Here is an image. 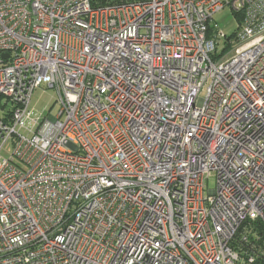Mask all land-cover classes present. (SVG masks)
Masks as SVG:
<instances>
[{"label": "built area", "instance_id": "built-area-1", "mask_svg": "<svg viewBox=\"0 0 264 264\" xmlns=\"http://www.w3.org/2000/svg\"><path fill=\"white\" fill-rule=\"evenodd\" d=\"M0 107V264H264V0H0Z\"/></svg>", "mask_w": 264, "mask_h": 264}, {"label": "rangeland", "instance_id": "rangeland-1", "mask_svg": "<svg viewBox=\"0 0 264 264\" xmlns=\"http://www.w3.org/2000/svg\"><path fill=\"white\" fill-rule=\"evenodd\" d=\"M214 22L218 27L227 35H232L239 29V24L230 7H225L220 12L214 15ZM58 95L54 89L48 88L46 85L37 87L30 101V110L32 111L33 118H47L50 115L56 116L59 112V104L57 101ZM2 109L0 107V116L2 115ZM13 152L12 141L9 140L1 155L5 158H9ZM216 187V176L212 175L206 182V193L208 190H213Z\"/></svg>", "mask_w": 264, "mask_h": 264}, {"label": "trees", "instance_id": "trees-1", "mask_svg": "<svg viewBox=\"0 0 264 264\" xmlns=\"http://www.w3.org/2000/svg\"><path fill=\"white\" fill-rule=\"evenodd\" d=\"M96 7L115 6L124 3H133L136 0H93ZM247 235V239H243ZM234 248L243 256L245 254H261L264 250V223L257 220L250 226L241 228L233 241Z\"/></svg>", "mask_w": 264, "mask_h": 264}, {"label": "water", "instance_id": "water-1", "mask_svg": "<svg viewBox=\"0 0 264 264\" xmlns=\"http://www.w3.org/2000/svg\"><path fill=\"white\" fill-rule=\"evenodd\" d=\"M4 57H7V54H4Z\"/></svg>", "mask_w": 264, "mask_h": 264}]
</instances>
